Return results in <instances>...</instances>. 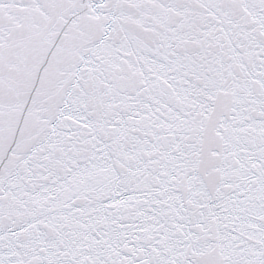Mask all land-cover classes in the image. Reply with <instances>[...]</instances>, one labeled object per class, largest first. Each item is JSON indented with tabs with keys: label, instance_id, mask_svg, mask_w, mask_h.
<instances>
[{
	"label": "snow or ice",
	"instance_id": "obj_1",
	"mask_svg": "<svg viewBox=\"0 0 264 264\" xmlns=\"http://www.w3.org/2000/svg\"><path fill=\"white\" fill-rule=\"evenodd\" d=\"M0 264H264V0H0Z\"/></svg>",
	"mask_w": 264,
	"mask_h": 264
}]
</instances>
